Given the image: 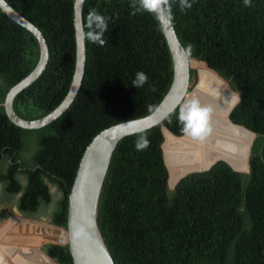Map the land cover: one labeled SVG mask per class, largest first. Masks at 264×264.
I'll return each instance as SVG.
<instances>
[{
  "label": "trees",
  "instance_id": "obj_1",
  "mask_svg": "<svg viewBox=\"0 0 264 264\" xmlns=\"http://www.w3.org/2000/svg\"><path fill=\"white\" fill-rule=\"evenodd\" d=\"M45 36L50 60L40 79L19 94L14 110L41 119L66 98L75 73V0H6ZM169 0L170 15L190 58L204 61L240 94L230 114L254 132L249 173L218 162L168 187L164 159L167 127L183 136L179 109L151 130L123 139L103 184L98 225L115 264H264V0ZM133 0H87L108 17L104 46L86 40L81 90L70 109L38 130L14 125L4 109L12 87L37 66L32 33L0 9V207L16 206L26 219L43 218L67 230L69 194L92 140L107 128L146 117L168 93L174 77L171 51L156 14L131 15ZM137 72L148 81L133 88ZM191 70V85L197 80ZM191 86V90H192ZM146 136L150 145L135 150ZM61 198L54 204L51 187ZM54 204V208H52ZM57 264H74L66 243L42 248Z\"/></svg>",
  "mask_w": 264,
  "mask_h": 264
},
{
  "label": "water",
  "instance_id": "obj_2",
  "mask_svg": "<svg viewBox=\"0 0 264 264\" xmlns=\"http://www.w3.org/2000/svg\"><path fill=\"white\" fill-rule=\"evenodd\" d=\"M86 1L87 0L74 1V24L77 54L75 73L66 98L47 116L38 120H26L18 116L15 112L14 101L19 94L31 87L44 74L50 60V50L42 31L34 23L15 10L6 0H0L1 11L13 22L32 33L37 39L40 48V58L35 69L26 78L12 87L5 98V113L14 125L25 130L42 129L61 118L70 109L78 97L83 84L87 61V48L83 23V8ZM156 15L171 51L174 66L173 82L168 93L154 112L146 117L126 121L105 129L92 140L85 150L73 187L69 194L67 230L62 233L61 240L62 243L69 245L74 264H115V261L104 242L98 225L100 196L113 153L123 139L162 125L171 114L178 109L180 110L181 107L187 104L188 97L195 89L190 90L191 70H196L199 78V68L204 66L230 87L231 92L233 93L232 97L234 98V105L230 114L241 100L240 94L232 88L230 83L216 71L211 69L206 62L189 57L185 47L179 39L168 9L164 8ZM229 123L252 135V140L249 146L250 158L251 148L256 138V134L243 126L234 124L231 119ZM162 131L164 139L166 133H169L175 138H181L184 136H176L165 126L162 127ZM164 144L165 140L162 146L163 151ZM164 159L167 165L165 152ZM220 161L226 162L235 171L241 173H249L250 171L249 163L248 168L245 171L234 168L225 159H218L209 163L208 166L202 170H187L183 176L172 184L170 183L171 174L167 165L169 172L168 187L175 189L177 184L188 175L209 171ZM39 252L48 260V262H54L46 254L41 251Z\"/></svg>",
  "mask_w": 264,
  "mask_h": 264
},
{
  "label": "bare ground",
  "instance_id": "obj_3",
  "mask_svg": "<svg viewBox=\"0 0 264 264\" xmlns=\"http://www.w3.org/2000/svg\"><path fill=\"white\" fill-rule=\"evenodd\" d=\"M232 95L230 87L222 79L204 66L199 68L198 83L188 97L187 103L195 100L202 108L209 109L207 131L203 140L186 135L175 138L169 133L165 134L164 152L171 174L170 183L174 184L187 170H202L218 159H225L238 170H247L252 135L229 123L230 111L234 105ZM8 241L10 238L6 236L0 242ZM17 243L19 245L22 242L14 240V244ZM15 250L17 251L13 260L19 254L25 253L24 250L36 251L30 248L18 250V248L2 247L0 248V264L3 262L5 264L8 259L7 254L12 255ZM28 258L34 263L37 259V264H43L39 263L43 259L36 254Z\"/></svg>",
  "mask_w": 264,
  "mask_h": 264
},
{
  "label": "clouds",
  "instance_id": "obj_4",
  "mask_svg": "<svg viewBox=\"0 0 264 264\" xmlns=\"http://www.w3.org/2000/svg\"><path fill=\"white\" fill-rule=\"evenodd\" d=\"M245 6H251V0H244ZM133 9L131 15L140 13L159 14V12L167 8L170 12L169 0H133L130 5ZM192 4L188 0H179V8L181 11L190 9ZM108 17L99 14L93 9L87 17L88 31L85 33V39L93 44L104 46L106 40L104 34L108 29ZM148 81V77L144 72H137L132 81L133 88L143 87ZM209 109L202 108L195 100L190 101L180 108L178 121L181 132L193 139L203 140L206 134V122ZM150 145V141L146 136H141L135 142V150L143 151Z\"/></svg>",
  "mask_w": 264,
  "mask_h": 264
},
{
  "label": "rangeland",
  "instance_id": "obj_5",
  "mask_svg": "<svg viewBox=\"0 0 264 264\" xmlns=\"http://www.w3.org/2000/svg\"><path fill=\"white\" fill-rule=\"evenodd\" d=\"M196 84L197 80L195 81V84L191 85L193 87L192 90L195 88ZM1 189L2 186L0 185V194ZM169 189L174 190L170 187ZM51 193L55 204V202L61 198V194L56 187L53 186L51 187ZM54 204L52 208H54ZM64 231L65 230L52 226L45 218L40 221L24 218L19 213L16 206L4 205L0 207V241L6 236L10 238V241L6 243L0 242V248L11 247L14 249L18 248V250L30 248L43 252L42 248L45 244L62 243V233ZM14 240L21 241L22 243L19 245L18 243L14 244ZM16 251L17 250H15L12 255L7 254L8 259L6 260V264H14L13 256ZM51 264L57 263L52 262Z\"/></svg>",
  "mask_w": 264,
  "mask_h": 264
},
{
  "label": "crops",
  "instance_id": "obj_6",
  "mask_svg": "<svg viewBox=\"0 0 264 264\" xmlns=\"http://www.w3.org/2000/svg\"><path fill=\"white\" fill-rule=\"evenodd\" d=\"M25 253L23 254H19L15 260L13 261L14 264H37V259L36 262L34 263L31 259H29V256H32L34 254H36L37 256L41 257L43 259V261H40L39 263H46V264H51L50 262H48V260L46 258L43 257V255L39 252V251H32V250H24ZM32 254V255H31ZM27 255V256H26ZM4 264V262L2 263ZM6 264V262H5Z\"/></svg>",
  "mask_w": 264,
  "mask_h": 264
},
{
  "label": "flooded vegetation",
  "instance_id": "obj_7",
  "mask_svg": "<svg viewBox=\"0 0 264 264\" xmlns=\"http://www.w3.org/2000/svg\"><path fill=\"white\" fill-rule=\"evenodd\" d=\"M4 238V237H3Z\"/></svg>",
  "mask_w": 264,
  "mask_h": 264
}]
</instances>
